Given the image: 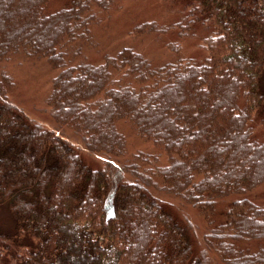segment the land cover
I'll return each instance as SVG.
<instances>
[{
  "label": "trees",
  "instance_id": "16d2710c",
  "mask_svg": "<svg viewBox=\"0 0 264 264\" xmlns=\"http://www.w3.org/2000/svg\"><path fill=\"white\" fill-rule=\"evenodd\" d=\"M50 1L0 0V264H264V0H153L128 35L168 60L98 63L117 1ZM14 58L54 71L59 130L10 100Z\"/></svg>",
  "mask_w": 264,
  "mask_h": 264
},
{
  "label": "rangeland",
  "instance_id": "374dc122",
  "mask_svg": "<svg viewBox=\"0 0 264 264\" xmlns=\"http://www.w3.org/2000/svg\"><path fill=\"white\" fill-rule=\"evenodd\" d=\"M116 1L119 8L111 13L105 27L94 30V41L97 45L86 49L87 60L98 63L101 55H115L124 47L143 49L155 61L168 60L163 56L167 52L160 45L152 42L151 39L142 40V44H140L137 38L128 35L133 26L150 19L151 16H155L158 20L164 19L165 17L161 13L162 4L155 3L153 0ZM63 2L64 0H51L49 7L56 10ZM194 48V43H191L185 45L184 50L185 52H191ZM8 68L15 83V87L9 95L10 100L20 106L30 118L41 123L44 127L59 130L60 126L56 124L52 118L50 108L46 105V98L51 91V80L54 71L50 69L45 60L42 58H14ZM120 129L126 135L128 152L136 149H150L148 144L133 136L127 127L121 126ZM64 131L71 137L70 131Z\"/></svg>",
  "mask_w": 264,
  "mask_h": 264
}]
</instances>
